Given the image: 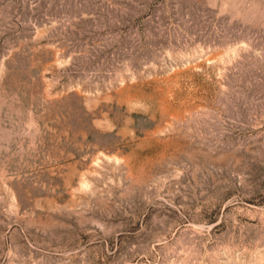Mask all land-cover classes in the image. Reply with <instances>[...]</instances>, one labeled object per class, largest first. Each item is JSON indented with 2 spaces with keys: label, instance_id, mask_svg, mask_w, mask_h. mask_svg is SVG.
Instances as JSON below:
<instances>
[{
  "label": "rangeland",
  "instance_id": "374dc122",
  "mask_svg": "<svg viewBox=\"0 0 264 264\" xmlns=\"http://www.w3.org/2000/svg\"><path fill=\"white\" fill-rule=\"evenodd\" d=\"M0 264H264V0H0Z\"/></svg>",
  "mask_w": 264,
  "mask_h": 264
}]
</instances>
